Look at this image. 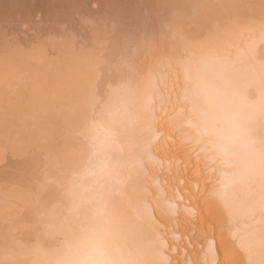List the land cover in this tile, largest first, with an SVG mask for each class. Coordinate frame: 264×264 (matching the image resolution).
I'll return each mask as SVG.
<instances>
[{"label": "bare ground", "instance_id": "bare-ground-1", "mask_svg": "<svg viewBox=\"0 0 264 264\" xmlns=\"http://www.w3.org/2000/svg\"><path fill=\"white\" fill-rule=\"evenodd\" d=\"M223 2L221 7L208 8L204 16L196 15L199 19L201 16L200 20L197 18L199 21L196 20L199 26L193 24V16H190L192 22L182 16L184 20L180 23L186 20L182 27L186 25L187 30L179 24L178 27L173 25L178 21L177 15L173 23L165 19V24H172L171 27L167 25L171 29L165 26L172 32H167L161 22L160 34H165L163 39L169 36L168 40L155 50L147 49L150 53L146 51L148 55L144 58L145 51L140 52L143 59L139 61L138 52L136 62H130L134 56L129 55V60L116 68L117 76L111 80H114L112 85L109 83L110 87L107 85L109 90L104 91L105 96L99 92L101 89L97 92L95 88L96 85L104 90L96 82L99 61L93 56L60 55L64 58L58 57L60 61L54 65L53 59L43 62L40 55L27 56L26 59L34 63L27 62L25 52L22 56L16 51L19 57L22 56L18 57V64L22 69L26 67L25 70L18 64L13 66L15 60L10 55L7 54L10 59L3 56L5 59L0 60V92L8 88L10 92L11 85H23L25 79L31 80L32 89L30 95L24 92L29 97L24 96L27 106L21 114L23 131L12 132L10 129L8 138L0 139V152L9 148L17 154L24 153L33 145L46 154L52 148L51 155L52 150L55 153L58 148L54 147L56 139H68L69 142L66 141V146L62 140L64 150L57 154L61 164L57 163L58 159L51 161L52 168L60 166L52 169L53 174L49 172L52 174L49 179L44 176L45 180L57 176L54 170L59 172L63 164L64 169L60 171L65 173L59 172L58 175H62L57 178L58 183L66 185L64 199L51 204L45 222L43 219L37 221L44 225L43 236L38 237V230V239L35 238L31 245L23 243L20 246V241V247L9 246L11 240L7 248L0 251V263L6 264L8 260L10 263L7 261V264H48L53 254L72 239L75 231L88 226L90 209L100 219L106 216L109 206H115L126 210L123 238L134 262L264 264V177L253 165L239 174L231 173V153L213 144L209 132L189 115L186 104L194 92L178 87L173 71L174 58L180 57L187 77L195 76L198 71L209 73L210 98L219 113L236 121L238 131L242 132L241 125L247 122L254 123L258 131L264 126V0ZM194 27L197 30L193 31ZM155 52L160 54L151 65L154 88L145 94L141 72ZM30 63L46 68L33 72L28 68ZM25 84L27 86V81ZM15 85L9 93L11 96L12 92L13 95L17 93H14ZM22 90L26 91V88ZM22 98L20 103L24 102ZM16 113L13 112L17 116ZM29 115L38 118L31 120L33 116ZM41 118H56L59 127L46 125L39 121ZM15 119L18 117L13 118L17 122ZM8 123L6 121L4 126ZM10 124L7 126H13ZM218 152L226 156L222 165H218ZM36 165L37 169L31 165L32 170L41 172L39 163ZM41 165L40 168L44 166ZM34 180L38 187L41 179L38 183ZM45 184L40 186L44 188ZM43 188L38 191L44 192ZM226 191L231 193L227 199L222 195ZM28 193V197L24 195L22 199L13 193L4 195L7 200L19 198L14 202L21 201L23 208L30 206L29 202L32 208L33 195ZM11 210L12 207L8 212Z\"/></svg>", "mask_w": 264, "mask_h": 264}, {"label": "rangeland", "instance_id": "rangeland-1", "mask_svg": "<svg viewBox=\"0 0 264 264\" xmlns=\"http://www.w3.org/2000/svg\"><path fill=\"white\" fill-rule=\"evenodd\" d=\"M223 1L224 0H0V57H1L0 60L5 59V58L10 59L9 56L7 57V54H8L12 57V59L15 60V62H13V63H15V64H13V66L16 65V67H17L19 65L18 63H20L19 58H21L23 56L22 55L23 52H25L23 54L26 55L24 57H25V61H27V62H32V61H29V59H26L27 56L40 55L41 58H43L42 59L43 62L44 61H46V62L51 61L52 62L54 60L52 62L54 65H57L59 63L60 59L64 58L62 56H65V55H66V57L74 56V54H75V56L76 55L93 56L94 58H96L99 61V64L97 66L99 75H98V79L96 82H97V85H99V86L102 85L104 87V90H102V87L101 88L98 86L96 87V85H95V88H97V92L99 91L98 89H101L99 92H101V94L104 95V91L106 93L107 90H109L108 86L110 87V84L112 85V83L114 82V80L117 76L116 68L119 67L122 62H124L125 60L128 61L129 57H131V56H134L132 58H134L135 61L132 60V58H130L131 60H129V61L130 62H136V59L139 56L137 54V52L139 54L141 52V54H142V52H144V51L146 52L147 49H149V48H154V50H155L156 48H159L160 44L162 45V43H164V42H166V40H168L167 38L169 36L167 35L168 34L167 32L173 31V30H169V29H171L169 27L172 26V24L171 25H169V24L174 19H177L176 15L178 17V19H177L178 21H174L176 23L172 22L173 25L176 24L175 26H177L179 24L181 26V28L184 27V29H185L186 25L183 27H182V25L184 24V22H186V20L183 22V24L180 23V21L182 22L184 20V17L182 18V16L185 15V17L189 20L191 19L190 16H193L194 18H192L191 20L193 21V24L195 23L194 25H197L196 20H198L199 18L198 17L195 18L196 15L199 16L203 13L208 12V10H207L208 8L210 9V8L221 7V3ZM222 4H224V6L227 5V3L225 4L224 2ZM171 15H173L175 17H171ZM179 15H181V16L179 17ZM204 15L205 14H203V16ZM165 19L166 20L168 19L167 21L170 23L165 24V22H167ZM193 19H195V22ZM200 19H201V16H200ZM191 20L189 22H192ZM161 22H162V24L163 23L165 24V25L163 24L164 25L163 27L165 28V30H168L167 32L165 31L166 35L168 36V37L166 36L167 38L164 37L166 40L163 39V35L165 36V34L161 33L162 36L160 34V32H162V31H160V28L162 26L161 27L159 26V25H162V24H160ZM186 24L188 25V22ZM189 24H191V23H189ZM167 25H169V27ZM165 26H167L169 29H167V27H165ZM197 26H199V25H197ZM197 26H195V27H197ZM188 27L192 30V24H191V26L189 25ZM195 27L193 28V31H195L199 28V27H197V29H196ZM173 28H175V27L173 26ZM185 30H187V29H185ZM190 32H192V31H190ZM163 33H164V31H163ZM37 50H39V51H37ZM150 50L154 51L152 49H150ZM16 51L17 52L20 51L21 53L19 52V54H21L22 56L19 57L20 55H17ZM69 51L71 53H69ZM145 52H144V54H142V55H144L143 58L146 57L150 53V52H148V54H147V52L146 53ZM27 53H29L30 55L29 54L27 55ZM13 54H15V55H13ZM141 54L138 57L137 61H139L140 58H142ZM60 55H62L61 56L62 58H60ZM129 55H131V56H129ZM135 55H137V57ZM3 56H6V57L3 58ZM45 56H48V59H46L47 57L45 58ZM58 57L60 59H58ZM32 63H34V62H32ZM18 67H20L21 70L26 69V67H24L22 69L21 64ZM28 68L34 72V71L40 70V68L45 69L46 67H42V66L40 67L37 65H32L30 63ZM110 77H111V79H110ZM113 77H115V78H113ZM106 78L108 81L104 80ZM112 79H114L113 82H111ZM23 81H24L23 82L24 87L21 84L17 85L18 87L14 84L15 85L14 93H16V92L21 93L20 95L17 93H16L17 95L16 94L13 95V92H12V96H11V94H9L13 90L14 85L10 86V88L12 87L11 88L12 90L10 92H8L9 88L6 91L4 89L3 92H0V110H2V111H0V116L2 114L1 117H3L2 120H0V121H2L0 123V127L2 126L0 128L1 129L0 133L3 134V135L0 134V136H1L0 139L2 141L6 140L8 138L11 131L12 132H18V131L22 132L23 131V128H24L23 122L24 121H23V117H21L22 116L21 114L23 113V110L27 106L26 99L29 96H26V95L27 94L30 95L29 93H31V89H32L30 79H25ZM26 81H27V86L25 84ZM102 82H104V83H102ZM20 85L22 87H20ZM28 87L30 89H28ZM24 88H26V91L22 90ZM15 89L16 90L18 89V90L16 91ZM28 90H30V91H28ZM102 91H103V93H102ZM6 92H8V93H6ZM24 92H27L26 95ZM97 92H96V94H98ZM6 95L9 99L7 97H4ZM24 96H26L25 97L26 99L24 98ZM102 96H100V97H102ZM21 97H23L22 101H24V102L20 103L19 101L21 100ZM97 98H99V95ZM5 99H7V100H5ZM14 99L17 103H15V101H13ZM99 99H101V98H99ZM4 101H5V103H3ZM6 103L7 104L9 103V104L7 105ZM21 104H23L24 106ZM17 108H19L20 110ZM9 109H10V111H9ZM21 109H22V111H21ZM12 110H14V111H12ZM6 112H7V114H6ZM13 112L14 113L17 112L16 113L17 116L15 114H13ZM31 116H33V115H29V117H31ZM1 117H0V119H1ZM17 117H18V119H15V120H17V122H16L13 120V118H17ZM35 117H37V116H33L32 118H34V119L31 118V120H36L38 118L37 117L35 119ZM6 119H9L10 122L8 123L9 120H6ZM5 120L7 121L8 124L12 123L10 125H13V126L8 127L7 126L8 124L4 126V123L6 124ZM39 121H42V122L44 121V123L46 125H48L50 123V124H53L54 127H59V123H58L56 118L55 119L44 118L43 120L41 118V119H39ZM19 122H21V124ZM15 123H17L18 126H17V124L15 125ZM6 127L8 129H6V131H3V129L5 130ZM13 127H15V128H13ZM17 127H19V128L17 129ZM10 129H12V130L10 131ZM7 130H8V132H7ZM4 132L6 133V135H4L5 134ZM3 136L5 139L3 138ZM69 139H70V142H73V140L71 138H69ZM56 140H57V143L56 142L54 143V147L57 148V146H58V148L56 149V151L58 152L59 150L61 151V149H63L64 144L62 145V142H63L62 140H64V139L60 138V139H56ZM64 141L65 142H63V143H65L67 146L68 145L67 142H69L68 139H65ZM30 147L28 148L30 150V152H28L29 150L27 149L26 151H24V153H19V154L15 153V151L12 152L13 150H11L9 148L8 149L5 148L4 152H0V157H1V159H0V199H1L0 213L1 214L3 213L2 215L0 214V237H1L0 238V251L4 248H7L8 242H10L11 240H12V242H11L12 244L9 243V246L14 245V246L18 247L21 243L20 241H22L20 246H22L23 243H27L28 245L29 244L31 245L35 241L38 230H39L38 231V237L40 238L39 235L43 236L42 233L44 232V225H41L40 223H38L39 219L40 220L43 219L42 221L45 222V220L47 219V216L49 214V211L52 209L51 204L53 202H57L59 200L61 201L64 199L66 185L65 184L62 185L61 183H58V180L60 179V177H59L60 174L58 175V173L64 169L63 164L61 167L62 168L61 171H60L61 168L59 169V172H57V170H54V172H55L54 175H57L59 177V179H58L57 176H55V177L53 176L54 178H57L56 179L57 182L54 183L53 177H52V179L50 177V180H52V182H50V180H48L49 179L48 176H52V174H53V172H51V171H53L52 169L58 168L57 166H60V164H61L60 162H58V161H60L59 160L60 156H58V155L61 152L59 151L57 153L55 151V153H56V156H55V153H53L54 150H52L53 154L52 153H51V155L49 154L51 152L52 148L50 149V151H48V154H46V152L44 150L41 149L42 150L41 151L38 147L34 148L33 145L31 148ZM2 155L4 157L3 159H2ZM34 157H35V159H34ZM48 157L52 160H49ZM53 159L54 160L58 159L57 163H60L59 165L55 164V165H57V166H55L56 168L55 167L52 168V166H54L51 162V161H53ZM44 160H45V163H44ZM36 163L37 164L39 163L38 168L42 169L41 172L39 170H38L39 172L37 170L36 171L32 170L33 168L35 169L36 166H38V165H36ZM40 163L42 165H44L43 166L44 168L43 167L40 168V165H41ZM32 164H33V166H32L33 168L31 167ZM48 164L50 166H48ZM47 166L49 167V169ZM30 169L33 171L32 174L30 173V171H31ZM43 169H44V171H43ZM45 171H46V174H49V175H46ZM49 172H51L52 174H50ZM62 172H64V171H62ZM40 174H41V176H40ZM61 175H62V173H61ZM44 176L46 178H48L47 180L49 183H47V180H45ZM63 177H65V174ZM35 178L41 179L39 185L37 184L39 189H37L38 187L35 185V182H33V180ZM38 179H35L36 182ZM61 180H63V178ZM42 181L44 183H42ZM45 183L47 184L48 187L46 186ZM40 184H45V187H47L46 188L47 190L46 189L44 190L45 187L44 188L41 187L42 185L40 186ZM50 187H52V188H50ZM42 188L44 191V192H42L43 194L40 193L42 191ZM16 189L20 192L16 191ZM38 190H40V192ZM15 191H16V193H14ZM21 191H23L22 192L23 195H20ZM28 191L31 192V194L33 195L32 200L34 203L32 201H30L33 203L32 208H31V203H29V202H27V204H30V206L26 205L23 208L21 201H19L20 204L17 203L19 198L16 199L14 197L15 200H12L11 198L8 197L9 198L8 200L5 199V195H7V194L12 195V193L14 194V196L17 194L18 196H20V198H21V196H24V195L26 197H28V194H29ZM38 192H39V194H38ZM46 192H48V193H46ZM34 194L35 195L37 194V195L35 196ZM41 195H43V196H41ZM24 197H22V198H24ZM6 198H7V196H6ZM10 199L12 200V204L14 203L13 205L11 204ZM16 200H17V202H14ZM24 202H26V201H24ZM8 205L10 206V208L8 207V210L7 209L4 210V207L8 206ZM33 206H35V207H33ZM11 207H12V210L10 212H8L11 209ZM14 210H15V212H14ZM25 211H27L28 213ZM12 212L15 215L11 214ZM23 212H24V215H23ZM7 214H9V215H7ZM38 214H39V216H40V214H44V215H41L43 217H41V216L39 217V216H37ZM12 215H14V216H12ZM4 216H6V217H4ZM21 216H22V219H21ZM35 218H37V220ZM17 219H18V221H17ZM20 220H21V222H20ZM31 220H32V222H31ZM8 222H10V223H8ZM12 223H13V225H12ZM14 223H18V225L14 224ZM30 226H33L34 228L33 227L31 228ZM36 226H38V227H36ZM17 228L18 229L20 228V229L17 230ZM21 229H23V230H21ZM30 229L31 230L34 229V230L30 231ZM20 230H21V234L18 233V232H20ZM24 230H25V232H24ZM41 230H42V232H41ZM6 231H8L10 234ZM11 232L14 234L11 235ZM23 233H25L26 235ZM15 234L17 237L14 236ZM19 235L22 237H19ZM24 235H25V237L23 238ZM34 235H35V237H34ZM8 236L10 239L8 238ZM13 236H14V238H12ZM38 237L36 239H38ZM21 238H23V239H21ZM15 239H17V241ZM7 261H6V264L9 262V261L8 262ZM3 263L5 264L4 261L3 262L1 261L0 264H3ZM14 264H19V262H15Z\"/></svg>", "mask_w": 264, "mask_h": 264}, {"label": "clouds", "instance_id": "clouds-1", "mask_svg": "<svg viewBox=\"0 0 264 264\" xmlns=\"http://www.w3.org/2000/svg\"><path fill=\"white\" fill-rule=\"evenodd\" d=\"M159 54L153 53L141 72L145 94L154 88L155 77L151 65ZM173 71L177 86L190 88L194 92L186 104L189 115L209 132L213 144L231 153V173L239 174L253 165L264 177V126L258 131L254 123L247 122L241 125L243 131H238L236 121L219 113L212 102L209 73L198 71L195 76L187 77L180 57L174 58ZM225 159L223 152L217 153L218 165H222ZM222 195L227 199L231 193L226 191ZM126 215L125 209L109 206L106 216L97 219L90 209L88 226L75 231L72 239L53 254L48 264H152L150 260L134 262L130 258L123 238Z\"/></svg>", "mask_w": 264, "mask_h": 264}]
</instances>
